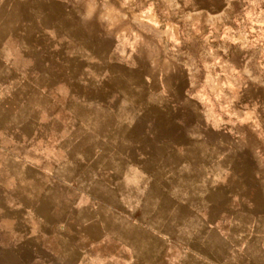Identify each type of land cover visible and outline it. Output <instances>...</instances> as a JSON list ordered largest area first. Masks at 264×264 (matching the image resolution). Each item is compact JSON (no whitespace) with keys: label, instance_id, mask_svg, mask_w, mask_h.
<instances>
[{"label":"crops","instance_id":"obj_1","mask_svg":"<svg viewBox=\"0 0 264 264\" xmlns=\"http://www.w3.org/2000/svg\"><path fill=\"white\" fill-rule=\"evenodd\" d=\"M97 21L84 0H0V264H264V181L237 177L264 174V100L248 112L234 104L228 95L242 75L218 55L214 87L189 81L178 92L163 83L158 92L168 96L156 108L188 112L185 144L169 146L162 167L150 154L147 177L143 147L118 118L143 109L145 86L129 89L123 80L141 67L115 56L100 77L88 71L86 87L77 69H65L87 59L81 37L97 52L86 32ZM168 29L171 40L189 44ZM229 40L225 33L216 43ZM94 53L87 60L95 66ZM113 67L117 84L108 77ZM259 72L264 77V67ZM100 78L110 89L100 91ZM261 84L249 91L264 94ZM209 90L223 94L219 118L205 101ZM244 128L254 143L246 150ZM100 238L106 247L96 246Z\"/></svg>","mask_w":264,"mask_h":264},{"label":"rangeland","instance_id":"obj_2","mask_svg":"<svg viewBox=\"0 0 264 264\" xmlns=\"http://www.w3.org/2000/svg\"><path fill=\"white\" fill-rule=\"evenodd\" d=\"M84 1H88L90 5L94 4L99 19L95 29L86 31L96 38L97 52H93V47H87L86 37H81L80 40L85 45L87 59H91L93 56L91 53L101 57H96L95 66L90 60L84 59L77 65L69 61L65 69L69 67L77 69L76 73L80 75V86L86 87L88 71H93L95 68L97 75H101L99 72L108 71L110 62L106 61L115 56L120 55L129 69L141 67L142 73L128 70L127 79L123 80L125 84L127 81L129 89L136 87L140 89L142 85L145 86L143 109L122 110L118 118L124 119L129 127L132 125L128 132L133 134V139L136 140L133 143L143 147L147 177L151 172L149 170L152 169L153 157L150 154L157 153L159 165L162 167L169 160V154L170 157L173 156L169 146L174 145L177 151H180L185 144L181 133L184 131L183 119L189 117L188 112L183 109L156 108L158 97L160 96L162 101L163 97L168 96L158 92L160 87H164L163 83L167 84L165 85L167 90L175 86L178 92H182L189 81L192 88L199 87L200 83L205 84V81L210 84L209 88L214 87L217 84L218 75L212 73V70H215L213 59L218 55L220 59L221 56L224 57L222 66L229 65L231 69H237L242 75L240 89H235L234 93L228 95L231 100L233 98L234 104H240L241 108L244 107L243 109L248 112L250 105L264 100L263 93L252 92V90L250 92L248 88L258 82L263 85L264 82L263 74L259 72L264 67L262 61L264 35L260 30L264 21V14L261 11L264 8V0H185L186 6H183L180 0ZM205 23L207 24L205 32L200 27L195 28L196 25L202 26L206 25ZM191 24L193 29L189 31ZM216 26L222 28L220 35L219 28L217 30ZM169 27H173L174 33L179 34L181 38L185 36L187 39L185 42L188 41L189 44L183 43V40L181 42L171 40L169 33L172 30L168 29ZM225 33L230 39L229 42L225 45L216 43L219 36ZM105 56H107L106 60H104ZM255 58L260 62L255 63ZM184 67L188 75L190 74L189 77H185ZM117 70L119 69L116 67H113L111 71L109 68L111 76L108 77L111 78L112 83L115 80V84L120 81L115 78L118 75ZM111 81L109 78H100L98 81L100 91L110 89ZM213 82L214 85H212ZM209 92L205 95L209 112L214 118H219L222 113L220 101L224 98L223 94H212L210 90ZM180 96L176 94L177 102ZM194 116L193 113L190 115L191 118ZM239 132L241 149L252 148L254 143L247 129L244 128ZM258 146L261 145L256 141V147ZM179 167H183L182 162ZM251 176L255 177V181H264V174H240L237 177L239 181H250ZM149 188L151 190V186ZM144 192L145 196L151 197L152 191ZM128 193L129 199L130 192ZM164 208L167 207L164 205ZM146 238H144V244L152 246L154 243ZM102 241L103 238L98 239L96 246L106 247ZM161 254L159 257L162 261Z\"/></svg>","mask_w":264,"mask_h":264}]
</instances>
